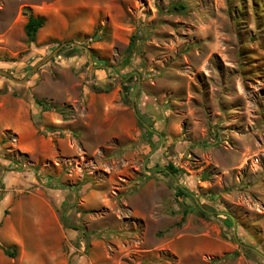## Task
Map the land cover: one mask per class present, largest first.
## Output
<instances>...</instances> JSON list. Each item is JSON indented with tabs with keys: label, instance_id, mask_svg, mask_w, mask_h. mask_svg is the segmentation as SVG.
Masks as SVG:
<instances>
[{
	"label": "rangeland",
	"instance_id": "rangeland-1",
	"mask_svg": "<svg viewBox=\"0 0 264 264\" xmlns=\"http://www.w3.org/2000/svg\"><path fill=\"white\" fill-rule=\"evenodd\" d=\"M0 69V264H264V0H0Z\"/></svg>",
	"mask_w": 264,
	"mask_h": 264
},
{
	"label": "trees",
	"instance_id": "trees-1",
	"mask_svg": "<svg viewBox=\"0 0 264 264\" xmlns=\"http://www.w3.org/2000/svg\"><path fill=\"white\" fill-rule=\"evenodd\" d=\"M180 7H184L183 4H180L179 5ZM176 7V6H175ZM44 17L42 16H39V15H33L32 13H28L27 15V19L23 25V31H24V34H25V37L26 39L29 41V42H32L34 41L35 39V35H36V32L37 30L43 26L44 24ZM35 101L42 105L45 109H49V108H54L55 106L53 104H47L43 99H38V98H35ZM164 170L167 171V173H176L177 171V168L172 164V163H168L165 165L164 167ZM175 194L177 196H191L192 197V194L191 192H189L185 187L181 186L180 184H176L175 185ZM193 198V197H192ZM194 204L196 206V208L198 209L199 213H204L205 210L200 206L198 205V203L195 201L194 199ZM233 219H231L229 217V221L232 222ZM5 252L9 255V256H13L14 252L12 251H9V250H6L5 249Z\"/></svg>",
	"mask_w": 264,
	"mask_h": 264
},
{
	"label": "crops",
	"instance_id": "crops-1",
	"mask_svg": "<svg viewBox=\"0 0 264 264\" xmlns=\"http://www.w3.org/2000/svg\"><path fill=\"white\" fill-rule=\"evenodd\" d=\"M17 235L15 234L14 235V240L16 241V243H20V245L22 246L21 248H22V250L24 251L25 250V240H26V237H25V235L24 234H22V236H20V238L19 237H16ZM21 239H22V241H21ZM16 245V244H15ZM50 252V251H49ZM29 253V252H28ZM51 253V254H50ZM49 254H47V256L49 257L48 258V263L46 262L45 264H57V262H56V258L58 257L57 255H56V251H51ZM53 254H55V255H53ZM29 257H26L25 258V261H26V264H29V259H28ZM25 263V262H24Z\"/></svg>",
	"mask_w": 264,
	"mask_h": 264
},
{
	"label": "water",
	"instance_id": "water-1",
	"mask_svg": "<svg viewBox=\"0 0 264 264\" xmlns=\"http://www.w3.org/2000/svg\"><path fill=\"white\" fill-rule=\"evenodd\" d=\"M0 72L5 73L3 70L0 69Z\"/></svg>",
	"mask_w": 264,
	"mask_h": 264
}]
</instances>
